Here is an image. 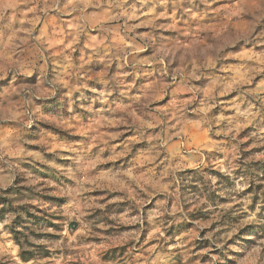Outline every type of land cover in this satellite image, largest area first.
Wrapping results in <instances>:
<instances>
[{"label":"rangeland","instance_id":"374dc122","mask_svg":"<svg viewBox=\"0 0 264 264\" xmlns=\"http://www.w3.org/2000/svg\"><path fill=\"white\" fill-rule=\"evenodd\" d=\"M0 264H264V0H0Z\"/></svg>","mask_w":264,"mask_h":264},{"label":"trees","instance_id":"16d2710c","mask_svg":"<svg viewBox=\"0 0 264 264\" xmlns=\"http://www.w3.org/2000/svg\"><path fill=\"white\" fill-rule=\"evenodd\" d=\"M22 259H23V257H22Z\"/></svg>","mask_w":264,"mask_h":264}]
</instances>
